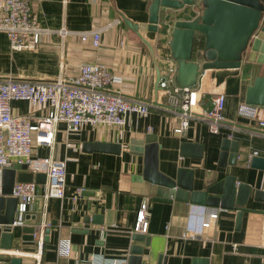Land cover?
Segmentation results:
<instances>
[{
    "label": "crops",
    "instance_id": "crops-1",
    "mask_svg": "<svg viewBox=\"0 0 264 264\" xmlns=\"http://www.w3.org/2000/svg\"><path fill=\"white\" fill-rule=\"evenodd\" d=\"M149 0H35L33 14L37 25L49 32L41 37L34 49L14 51L6 36L0 32V77L24 80H51L58 76L71 79L81 63L99 62L118 80L108 86L111 92L130 99L154 103L145 117L131 116L122 128L84 125L71 132L63 122L55 126L51 155L64 163V183L60 198L40 202V225L48 228L42 233L39 256L36 242L22 240L16 225L11 248L0 250V264L8 257L18 256L21 264H89L97 257L100 264L110 259L125 260L130 245L142 247L140 264H158V255L165 264H262L264 261V214L242 213L238 230L234 229V210L201 206L205 212L216 213V218L204 215L208 226L197 236L184 234L190 211L200 208L184 202L152 201L148 184L140 178L142 157L128 149L141 147L146 137L158 144L157 168L165 176L173 177L177 168L191 171L194 190H201L224 175H233L239 183L251 190L264 191V171L250 168V155L264 157V135L258 133L255 121L236 114L239 103L253 78L264 77V62L247 61L246 53L237 68H216L200 71L195 87L202 92L221 91L224 102L222 122L216 134L210 133L203 122L190 121L183 133L172 132L175 118L164 108V98L156 87V75L166 63L175 68L167 48L170 25L175 20L188 19L193 14L189 7L181 11L160 9L155 31L147 29ZM171 20H167V16ZM137 25V31L148 45L123 22ZM68 31L63 37L57 31ZM99 29V45L91 47L89 40L80 41L72 34ZM198 45L193 46V61ZM201 107H208V96ZM13 114L30 113L34 117L44 110L33 109L27 101L10 102ZM257 118L264 119V106H257ZM222 138L238 142V157L234 166H217L219 144ZM111 142L120 144L119 154L83 152L84 142ZM181 142L201 145L199 158L179 155ZM37 155H46L47 149L35 148ZM78 190V191H77ZM40 196L41 186L37 185ZM146 199L148 245L132 241L130 230L134 212L140 199ZM246 207L264 210V203L249 197ZM100 215V225L83 218ZM53 223V224H52ZM39 231V230H37ZM86 231V232H85ZM60 239H68L72 252L68 257L57 254ZM12 251V252H11ZM17 252V253H16ZM106 264V263H105Z\"/></svg>",
    "mask_w": 264,
    "mask_h": 264
},
{
    "label": "built area",
    "instance_id": "built-area-1",
    "mask_svg": "<svg viewBox=\"0 0 264 264\" xmlns=\"http://www.w3.org/2000/svg\"><path fill=\"white\" fill-rule=\"evenodd\" d=\"M34 2L35 0H0V32L6 36L11 50L34 49L41 37L49 34L36 23ZM99 32V29H92L72 34L77 35L80 41L89 40L91 47L96 48L99 45ZM68 33L64 29L57 31L60 37ZM174 74L175 68L168 65L161 70L157 81L158 91L164 98L163 108L176 121L172 125V132L179 135L190 121H198L205 123L210 133L216 134L222 122L223 93L202 92L195 86L178 87L173 81ZM117 80L99 62L79 64L77 74L71 79L60 76L51 80L0 77V183L2 169L15 163H25L27 171L44 175L42 184L33 181L13 183L9 195L16 200L17 214L31 210L37 185L41 186L42 200L62 196L64 163L51 155L57 123L63 122L71 132L80 130L86 124L122 128L131 116L145 117L152 108L157 107L154 103L126 98L109 91L108 86ZM205 95L208 96L209 104L208 107H201ZM13 100L27 101L33 109L44 110V113L37 117L30 113L13 114L10 110V102ZM236 114L255 121L258 133L264 135V119L257 118V106L241 102ZM35 148H45L47 154L37 155L34 153ZM147 204L146 199L139 200L130 233L146 232ZM204 215L209 219L217 216L216 213L205 212L201 206L190 211L184 234L199 235L201 229L209 224ZM38 230L32 233L37 248L36 259L43 238L42 224H39ZM71 252L70 241L60 239L57 254L68 257ZM100 260L95 256L91 257L89 264H100ZM105 263L126 264V261L110 259Z\"/></svg>",
    "mask_w": 264,
    "mask_h": 264
},
{
    "label": "water",
    "instance_id": "water-1",
    "mask_svg": "<svg viewBox=\"0 0 264 264\" xmlns=\"http://www.w3.org/2000/svg\"><path fill=\"white\" fill-rule=\"evenodd\" d=\"M189 7L193 14L188 19L175 20L170 25L167 48L170 59L175 63V76L178 87L192 88L200 71L216 68H237L243 55L247 61L258 64L264 62V0H149L147 8V29L155 31L158 25L160 9L181 11ZM171 20L169 15L167 20ZM124 24L131 29L143 43L148 45L140 33L137 25L127 20ZM197 44L196 59L191 60L193 46ZM149 46V45H148ZM159 74L156 75V85ZM157 87V86H156ZM244 103L264 106V77L253 78L245 92ZM128 145L129 150L139 153L142 157L141 180L148 184V196L152 201L170 203L171 201L184 202L192 205L211 208L234 210V229L238 230L242 213H260L264 210L246 207L250 197L254 202L264 203V191L251 190L245 183H239L235 176L224 175L221 179L206 185L201 190H194L191 180V171L177 168L173 177L165 176L157 168V149L155 141L144 139L141 147ZM120 144L111 142H84L81 145L83 152H104L119 154ZM238 142L222 138L219 144L217 166H234L238 157ZM179 155L183 157L199 158L201 145L181 142ZM248 166L264 171V157L250 155ZM25 163H15L1 171L0 183V250L7 252L11 248L13 229L19 227L22 240H33L32 233L38 230L40 224L41 197L34 199L30 211L17 214L16 200L10 196L14 182H34L42 184L44 175L27 171ZM15 221V224L12 222ZM84 228L88 223L100 225V215L92 214L83 218ZM53 224V223H52ZM86 232V231H85ZM48 233V228L43 229ZM132 241H142L148 245V236L140 233L131 235ZM46 240V236L42 238ZM142 247L130 245L128 248L127 264H140ZM1 258V255H0ZM205 264L203 260L194 259L193 262ZM158 264H165L164 258L158 255ZM7 264H21L18 256L8 257ZM264 264V261L262 262Z\"/></svg>",
    "mask_w": 264,
    "mask_h": 264
},
{
    "label": "rangeland",
    "instance_id": "rangeland-1",
    "mask_svg": "<svg viewBox=\"0 0 264 264\" xmlns=\"http://www.w3.org/2000/svg\"><path fill=\"white\" fill-rule=\"evenodd\" d=\"M171 61H172V60H171ZM168 64H171V63H166V65H164V67L168 66ZM173 81H174V84L178 86V84L176 83L177 78H176L175 74H174V76H173ZM146 139L148 140V139H150V137H146ZM133 142H134V141H131L130 144L133 143ZM132 145H133V144H132Z\"/></svg>",
    "mask_w": 264,
    "mask_h": 264
},
{
    "label": "trees",
    "instance_id": "trees-1",
    "mask_svg": "<svg viewBox=\"0 0 264 264\" xmlns=\"http://www.w3.org/2000/svg\"><path fill=\"white\" fill-rule=\"evenodd\" d=\"M164 51L169 53L168 48H166Z\"/></svg>",
    "mask_w": 264,
    "mask_h": 264
},
{
    "label": "bare ground",
    "instance_id": "bare-ground-1",
    "mask_svg": "<svg viewBox=\"0 0 264 264\" xmlns=\"http://www.w3.org/2000/svg\"><path fill=\"white\" fill-rule=\"evenodd\" d=\"M12 252V251H11ZM17 253V252H16Z\"/></svg>",
    "mask_w": 264,
    "mask_h": 264
}]
</instances>
